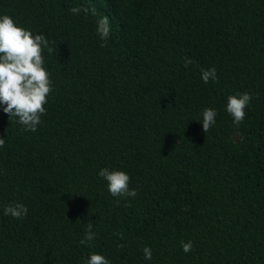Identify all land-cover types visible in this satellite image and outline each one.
<instances>
[{
    "label": "trees",
    "instance_id": "1",
    "mask_svg": "<svg viewBox=\"0 0 264 264\" xmlns=\"http://www.w3.org/2000/svg\"><path fill=\"white\" fill-rule=\"evenodd\" d=\"M2 15L53 50L37 131L0 106V264H264V0H0ZM104 168L136 197H113ZM16 203L22 219L4 214Z\"/></svg>",
    "mask_w": 264,
    "mask_h": 264
},
{
    "label": "clouds",
    "instance_id": "2",
    "mask_svg": "<svg viewBox=\"0 0 264 264\" xmlns=\"http://www.w3.org/2000/svg\"><path fill=\"white\" fill-rule=\"evenodd\" d=\"M73 14L88 9L73 7ZM97 33L102 40H107L110 34V23L107 16L97 19ZM105 46V45H101ZM48 49L49 41L43 34H33L30 30L18 26L9 15L0 16V106L10 119L17 118L18 123L24 126L25 131L36 132L41 123L42 115L46 114L45 104L52 92V82L48 71L44 67L43 50ZM192 61L186 59L185 67ZM201 78L205 83L217 79L216 69L204 70ZM249 93L229 95L227 97L226 111L233 118V123L239 126L245 118V109L251 101ZM216 111L205 108L202 112V130L206 133L216 123ZM5 144V139L0 138V147ZM99 175L107 182L109 193L113 197L135 198V189L129 190V175L120 170L101 169ZM119 205V199L116 200ZM127 206H131L128 204ZM4 214L16 219H22L27 214L24 204H9L4 208ZM92 225L88 224L85 238L80 241L86 244L95 239V233L91 231ZM182 249L188 253L192 249L191 241H181ZM123 247V245H118ZM144 257L152 259L150 247L143 248ZM86 264H109V261L100 254L91 253Z\"/></svg>",
    "mask_w": 264,
    "mask_h": 264
}]
</instances>
